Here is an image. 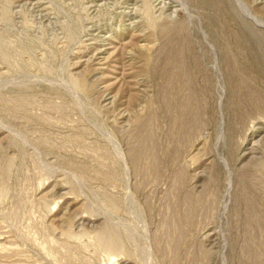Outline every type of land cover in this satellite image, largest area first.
<instances>
[{
    "label": "rangeland",
    "instance_id": "1",
    "mask_svg": "<svg viewBox=\"0 0 264 264\" xmlns=\"http://www.w3.org/2000/svg\"><path fill=\"white\" fill-rule=\"evenodd\" d=\"M250 21L234 0H0V264L264 262Z\"/></svg>",
    "mask_w": 264,
    "mask_h": 264
},
{
    "label": "bare ground",
    "instance_id": "2",
    "mask_svg": "<svg viewBox=\"0 0 264 264\" xmlns=\"http://www.w3.org/2000/svg\"><path fill=\"white\" fill-rule=\"evenodd\" d=\"M235 1V3H236V5H237V7H238V9H240L241 11H242V13L244 14V15H246L248 18H250L252 21H254L257 25H259V26H261L262 28H263V25H264V21H261L258 17H255L254 15H252L251 13H250V11L248 10V8L244 5L245 3H242V1L241 0H234ZM237 12H239V11H237ZM236 12V13H237ZM241 14V13H240ZM246 19V18H245ZM245 21V20H244ZM252 21H250V22H252ZM179 60V59H178ZM253 207V206H252ZM259 209V208H258ZM258 212H260V211H258ZM261 213H264V212H260V213H254L253 214V223L252 224H254L255 223V225L257 226V228H258V230H259V232L260 233H263L264 232V223H263V220H262V214ZM249 218V217H248ZM249 219H251V217L249 218ZM251 224V225H252ZM255 226V227H256ZM250 248V247H249ZM252 250V249H251ZM250 250V252H246V251H243L244 253L246 252L247 254H246V256H248L247 257V259H250V262H251V264H263L264 262H262V257H261V255H260V253L259 252H257V251H251ZM248 251V250H247ZM243 253V254H244ZM246 258V257H245ZM244 258V259H245ZM243 259V260H244ZM263 260H264V258H263ZM245 261V260H244ZM244 261H243V263H244ZM245 264H247V263H245Z\"/></svg>",
    "mask_w": 264,
    "mask_h": 264
}]
</instances>
